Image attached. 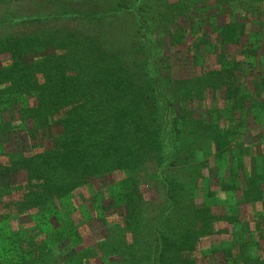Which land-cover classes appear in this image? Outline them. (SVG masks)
<instances>
[{
	"label": "trees",
	"instance_id": "obj_1",
	"mask_svg": "<svg viewBox=\"0 0 264 264\" xmlns=\"http://www.w3.org/2000/svg\"><path fill=\"white\" fill-rule=\"evenodd\" d=\"M152 1L120 0L107 13L130 11L138 17L129 38L102 22L87 30L54 24L72 17L102 21L107 15L92 10L11 12L0 18V28L8 30L0 34V264H58L63 253H69L68 261L78 257L94 264L97 255L82 247L81 230L71 220L75 207L68 210L83 187L95 192L93 208L104 224L122 218L100 244L110 264H204L219 252L224 264H264V214L253 221L232 218L242 204L264 201V151L258 153L259 171L249 174L251 145L242 138L230 146L232 129L218 121L236 109L243 111L241 121L264 119V74L250 79L251 88L246 73L234 70H247V63L254 67L250 59L263 42H243L242 60L218 61L220 68L203 71L199 83L173 78L148 35ZM247 29V23L230 19L212 30L224 45L241 43ZM182 32L167 34L175 38ZM196 91L211 92L223 103L217 100L204 115L187 121ZM190 129L194 137L186 136ZM150 162L159 166L154 180L165 191L157 210L149 209L141 191V173L152 180L145 171ZM193 162L203 170L197 177L176 180L165 173L174 163L189 168ZM117 172L127 176L106 192L94 186ZM211 176L220 177L225 194H240L236 203L202 186ZM107 193L111 201L103 204ZM215 206L225 212L215 213ZM80 211L87 221L95 217L87 207ZM25 215L34 227L21 225ZM219 221L231 230L218 229ZM223 233L231 235L225 245L201 246L208 236Z\"/></svg>",
	"mask_w": 264,
	"mask_h": 264
},
{
	"label": "rangeland",
	"instance_id": "obj_2",
	"mask_svg": "<svg viewBox=\"0 0 264 264\" xmlns=\"http://www.w3.org/2000/svg\"><path fill=\"white\" fill-rule=\"evenodd\" d=\"M119 1L120 0H0V18L11 12H15L16 14H26L28 11L34 13L37 11L39 13H49L53 11L61 12L67 8H69L70 11H81L82 13L92 10L101 15L103 13H109L112 6L117 5ZM174 2H177L179 6L174 7ZM131 3L132 1H129L130 5H132ZM151 5L152 8L148 10V35L151 40L156 43L155 54L161 65L166 67L167 72H169V75L173 78H192L199 83L201 73L210 69L220 68L219 62L224 61V58H226L228 62L236 59L242 60L244 57V54L241 55L242 43L248 42L249 40L255 42L261 40L263 42L258 52H256V58L251 57L250 59L253 60L252 62H254L255 66L251 67L250 64L247 63V70H234L240 75L246 73L245 75L248 77L247 80L249 81L247 83H249L251 88L252 84L250 79L264 74V0H153ZM230 19L247 23L248 32L242 35V41L239 44L230 43L221 45L220 37L217 32H214L212 29L213 27L223 25ZM137 20L138 17H136L134 13L127 11L118 14L104 15L102 21H100L99 18H95L93 22H88L85 17H72L59 19L57 22H54V24L87 30L88 27L98 26L96 24L102 22L104 27L108 28L110 32L116 30L119 34L122 35L123 33L129 38V35H132L138 28ZM18 28L17 26L11 29L17 30ZM31 28H33V26H30V30ZM182 29L185 32H182L180 36H176L175 38H171V36L167 34L168 31H170L172 35L175 33L179 34ZM7 31L0 28V34ZM255 42H252L250 45L259 44ZM217 45H221L219 49H217ZM193 95H195V100L190 102L188 107L194 110V113L190 115L187 121H191L199 117V115H204L208 109L214 106L217 100L219 101V105L223 103L222 99L215 98L211 92L200 94L196 91ZM223 96L225 97V93H223ZM224 114L225 115L222 116L223 119L218 121H220L222 125H224V123L226 125L228 124L229 128L232 129L230 146L234 145L237 147L236 144L242 142V138L247 139L252 150L250 154L246 156V170H249V174L258 172L262 165V157L260 155L259 157L258 153L261 150L264 151V119L258 120L248 118L247 120L245 119V121H241V119H243V111L241 109H236L232 112L225 111ZM216 115L217 114H215L214 119H216ZM194 135L195 131L193 129H190L186 134L187 137H194ZM228 155H230V150L228 153L225 152L224 156H227V159H229ZM210 164L214 166L215 159L212 158ZM197 165V163L193 162L191 167L184 168L180 163L177 165L174 163L170 167L165 168V173L175 179L177 178L176 180L180 177L183 179L191 178L192 175L196 176L201 170ZM158 170L159 166L155 162H150L145 166V171L151 174L153 181L144 176L146 172L141 173L143 175L140 181L141 191L150 202V210H157L160 206L158 204L162 203L165 198V191L162 183L158 179L154 180L156 179ZM201 171L203 172V170ZM226 174L224 177L225 181H230L231 178ZM125 176H127L126 172H117L105 181H98L94 186L106 192V188L113 185L114 181L123 179ZM217 178L214 179L213 176H211V178H204L201 180V184L202 186L212 188L219 198H226L228 203H236V199L238 197L240 198V194H237V196L235 192L232 194H225L224 191L219 189L220 177L219 179ZM93 193L95 192L90 193L89 189L84 187L77 190L73 199L75 202L73 203L74 206L68 207V210L72 211L75 207V210L71 212V220L81 230L83 237L82 247H87L88 251H92L93 249V256L97 255L96 258H94L91 253L88 260L94 258V264H110V258L104 254L100 244L105 241V236L109 235L110 227L121 222L122 218L120 217L117 220L109 218V223L104 224L101 213L98 212L97 215L94 211L93 205H95L97 198H94ZM109 193L103 195L101 199L103 204H108L111 201L109 198L111 193L110 195ZM188 193L187 191V194ZM198 200L202 202L201 199ZM7 201L8 200H4V203ZM86 207L91 209L93 216H95L88 221L82 218L83 215L80 211L86 209ZM213 210L215 213L222 214L225 212V207L215 206ZM2 211L3 210L0 208V212ZM238 213L239 214H233L232 218L244 221L257 220L260 218L261 214H264V201L252 205L242 204ZM30 218L31 216L29 217V215L21 217V225L25 229H29L30 225H32V227L35 225ZM261 224L262 228H264V219ZM216 226L218 229H226L229 227L231 230L230 224L225 221H219ZM34 229L39 228L35 226ZM230 239V233H223L222 235L214 234L203 240L201 246L208 249H215L219 245H225L226 243L224 242ZM69 256V253L60 255L58 264H83L78 257L77 259L74 257L68 261ZM203 261L204 264H224L223 256L220 252L210 254Z\"/></svg>",
	"mask_w": 264,
	"mask_h": 264
}]
</instances>
